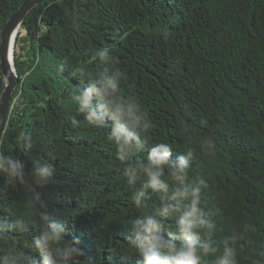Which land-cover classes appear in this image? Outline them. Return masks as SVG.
<instances>
[{"label": "trees", "instance_id": "obj_1", "mask_svg": "<svg viewBox=\"0 0 264 264\" xmlns=\"http://www.w3.org/2000/svg\"><path fill=\"white\" fill-rule=\"evenodd\" d=\"M23 2L0 0V44L2 28ZM73 6L81 12L78 32L67 18ZM22 27L15 48L20 83L2 147L21 164L29 150L53 164L55 183L46 186L45 196L49 213L68 221L65 238L79 242L82 259L138 260L129 254L122 261L118 254L126 249L122 221L138 214L107 141L109 130L88 126L71 102L72 90L84 86L72 72L101 71L95 53L104 47L125 74V94L154 122L148 147L166 141L175 159L186 146L181 130L189 127L217 139V164L206 194L207 205L219 214L217 237L251 223L240 264L264 254V0H44ZM37 61L25 79V69ZM5 86L0 63V96ZM73 115L81 122L78 128L70 122ZM200 118L209 120L208 127H198ZM24 135L27 141L17 143ZM3 183L0 178V187ZM26 199L23 187L0 193V216L9 207L26 212Z\"/></svg>", "mask_w": 264, "mask_h": 264}, {"label": "clouds", "instance_id": "obj_2", "mask_svg": "<svg viewBox=\"0 0 264 264\" xmlns=\"http://www.w3.org/2000/svg\"><path fill=\"white\" fill-rule=\"evenodd\" d=\"M67 18L78 32L80 10L71 7ZM95 56L103 65L101 71L89 73L86 68H77L72 72L84 86L72 90L71 102L88 126L109 130L107 141L122 165L119 173L137 210L134 219L122 221L126 249L118 252L121 260L135 254L137 264H240L243 242L251 239L252 224H241L218 238L219 214L206 202L217 164V139L212 135L200 137L189 127L181 130L186 146L175 159L174 149L166 141L148 147L155 126L149 112L125 94V74L116 67L111 50L98 49ZM38 63L25 69V79ZM77 115L69 119L78 128L81 122ZM197 125L206 128L209 120L200 118ZM8 139V130L0 127V178L4 182L0 193L23 187L27 211L18 213L9 207L6 216H0V264H98L82 259L79 242L65 238L68 221L54 220L49 213L45 196L46 186L55 183L53 164L31 150L25 156L26 164H21L18 156L3 150ZM25 141L26 135L17 137V143ZM146 147L147 154L141 156ZM21 236L30 243L25 245ZM251 264H264V254L252 257Z\"/></svg>", "mask_w": 264, "mask_h": 264}, {"label": "water", "instance_id": "obj_3", "mask_svg": "<svg viewBox=\"0 0 264 264\" xmlns=\"http://www.w3.org/2000/svg\"><path fill=\"white\" fill-rule=\"evenodd\" d=\"M44 0H24L19 9L5 23L1 32L0 63L6 86L0 96V127L5 128L12 95L20 83L15 63V48L18 33L28 13ZM14 64L12 65L11 60Z\"/></svg>", "mask_w": 264, "mask_h": 264}, {"label": "bare ground", "instance_id": "obj_4", "mask_svg": "<svg viewBox=\"0 0 264 264\" xmlns=\"http://www.w3.org/2000/svg\"><path fill=\"white\" fill-rule=\"evenodd\" d=\"M11 60V59H10ZM11 63H12V65L14 64V61H13V59L11 60Z\"/></svg>", "mask_w": 264, "mask_h": 264}, {"label": "rangeland", "instance_id": "obj_5", "mask_svg": "<svg viewBox=\"0 0 264 264\" xmlns=\"http://www.w3.org/2000/svg\"><path fill=\"white\" fill-rule=\"evenodd\" d=\"M21 32H23V33H24V30H21Z\"/></svg>", "mask_w": 264, "mask_h": 264}]
</instances>
